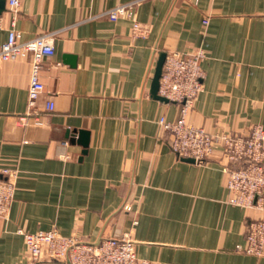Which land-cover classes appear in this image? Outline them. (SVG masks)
Wrapping results in <instances>:
<instances>
[{
	"label": "crops",
	"instance_id": "crops-1",
	"mask_svg": "<svg viewBox=\"0 0 264 264\" xmlns=\"http://www.w3.org/2000/svg\"><path fill=\"white\" fill-rule=\"evenodd\" d=\"M126 1L20 0L13 18L0 0V44L12 26L23 39L55 32L34 113L28 55L0 64V165L18 169L0 217V264H30L18 229L52 227L90 242L129 232L149 264H264V254L235 249L261 214L227 203L222 151L177 158L158 118L174 121L179 105L153 92L164 52L201 47L203 89L188 121L211 133L264 129V0H143V37L131 36L129 18L95 16Z\"/></svg>",
	"mask_w": 264,
	"mask_h": 264
},
{
	"label": "built area",
	"instance_id": "built-area-1",
	"mask_svg": "<svg viewBox=\"0 0 264 264\" xmlns=\"http://www.w3.org/2000/svg\"><path fill=\"white\" fill-rule=\"evenodd\" d=\"M142 1L118 3L95 16H106L111 21L129 18L132 22L131 36L143 37L148 33L149 25L135 17L136 7ZM6 3L13 18L16 17L20 0H6ZM202 23L206 25L208 19H203ZM54 41L55 32L43 31L23 39L21 32L12 26L5 41L0 44V64L15 60L22 54L29 57L26 114L37 110L44 90L40 71L44 60L54 53ZM205 56L201 47L163 53L154 95L160 101L179 105V116L174 121L160 116L158 124L162 131L168 133L171 151L177 158L201 163L207 161L215 149L222 151L226 159L223 170L227 174V203L254 209L261 214L248 222L245 243L236 245L235 249L261 256L264 254V129L260 123H254L246 134L231 131L211 133L188 121V113L203 89L205 72L201 62ZM44 109H53V103L45 101ZM67 143L63 141V144ZM17 179L16 166L0 165V217H4L9 210ZM123 208L130 210L127 203ZM17 231L23 237L25 258L30 264L42 262L44 255L50 261L64 264H149L146 259L137 258L135 242L129 232L90 242L75 234L63 235L56 227L34 232Z\"/></svg>",
	"mask_w": 264,
	"mask_h": 264
},
{
	"label": "water",
	"instance_id": "water-1",
	"mask_svg": "<svg viewBox=\"0 0 264 264\" xmlns=\"http://www.w3.org/2000/svg\"><path fill=\"white\" fill-rule=\"evenodd\" d=\"M162 59H163V54H162V57H161V61L159 62V65H158V72L156 73V76H155V79H154V90H153V92H155V88H156V78H157V76H158V74H159V71H160V66H161V62H162ZM80 135L84 138L85 137V139H83V145L84 146H86V144H87V133L85 132V131H81L80 132Z\"/></svg>",
	"mask_w": 264,
	"mask_h": 264
}]
</instances>
